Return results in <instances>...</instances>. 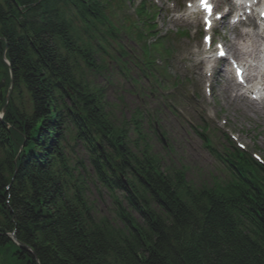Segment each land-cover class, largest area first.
Here are the masks:
<instances>
[{"label": "trees", "instance_id": "16d2710c", "mask_svg": "<svg viewBox=\"0 0 264 264\" xmlns=\"http://www.w3.org/2000/svg\"><path fill=\"white\" fill-rule=\"evenodd\" d=\"M120 10V0H0V64L4 52L13 80L0 120V264H264L262 164L237 148L216 154L229 180L197 187L161 168L136 120L115 122L94 58ZM137 68L155 70L150 59ZM79 144L110 215L87 199Z\"/></svg>", "mask_w": 264, "mask_h": 264}, {"label": "rangeland", "instance_id": "374dc122", "mask_svg": "<svg viewBox=\"0 0 264 264\" xmlns=\"http://www.w3.org/2000/svg\"><path fill=\"white\" fill-rule=\"evenodd\" d=\"M156 1L162 2V0ZM172 7L177 8L175 4L171 5L170 8ZM175 11H178L177 15L179 18H185L183 10L176 9ZM178 25L187 28V30L189 29L188 31L190 32V37L192 39L189 41L190 47L185 51V55L184 51L181 52L182 46L184 44H180L179 47L181 48V54H178L179 57L174 61L172 68L176 70L182 77L194 79L199 77V72H201L202 67H204V64L202 62L195 64L201 58V55L199 54V52L201 51L198 52V50H200V41L198 38L200 24L197 22L190 25H185L183 21H174L172 19H169L168 16L164 17L163 19V29H169ZM160 26H162V23H160ZM238 27L242 30H247L248 32L249 29H251V27H246V29L242 26ZM217 30L219 31V35L221 37H225L228 40L237 39L226 27L222 26L221 23H217ZM181 43H183V41ZM238 43H245L246 48L244 49V51L251 50L248 36L242 39H238ZM258 44L260 47H262L264 43L261 41V43L259 42ZM248 54L252 55L250 53ZM254 55L256 58H258L257 52H255ZM186 58L192 59V63L189 67L184 62ZM220 67V63L216 65L217 69ZM202 72L204 74V71ZM95 80L97 83H103L105 85L107 99L110 103H113V105L118 106V108L114 107L115 111H117V114L121 112L122 109V111L124 110L128 115V111L131 110V108L133 109L134 105H137V102L144 104L145 107L146 105H158L161 101L166 103L170 98L167 97V95H153L152 98H154V100L149 99L143 102L140 100L137 101L127 92L128 88L126 85L121 86L118 82H113V84L110 85L109 81L103 79V77H97ZM184 99V96H181L180 101L179 99H174L175 105L179 107L178 111H183V109L181 108L182 104H187V101ZM122 104H124L125 107H123ZM200 104L203 103L200 102ZM217 105L221 110V113L218 117L214 116L216 117L214 120L215 125L221 126L224 131L231 133L232 137L235 139L231 137L230 139L233 140L235 144L240 143L247 150H252L253 153H256L261 158H263L264 154L262 149L264 147V117L254 111H248L244 117H241L238 112L230 110V106L228 104L221 105V103L218 101ZM189 109L194 110L190 107ZM194 112L196 113V115L191 114L189 115V117H186L183 113L181 115H177L175 110L172 112L171 109H168L167 107L163 108V110L159 113H157L156 111H149V113L151 114L150 119L154 122L155 125L160 127V131L165 132L164 135L166 137L163 138V143L166 145L168 141L171 149H168V147H166L165 151L167 152L168 150H170L171 158H173L172 160L177 165L182 164L187 168L186 176L188 179L193 180L195 183L207 182L211 175H217L219 173V165L206 152V150L202 149L201 139L193 132L192 124L196 126L202 125L197 117H205V110L203 108H199ZM125 117L128 116L125 115ZM223 121H225V123H222ZM208 125L216 136H218L219 138L222 136L221 132L214 128L213 125ZM149 137L153 138L151 132L149 133ZM165 138H167V140ZM152 146L154 152H159L163 155L165 154L163 153L161 145L156 143L154 140L152 141ZM188 146H190L191 149L189 155L186 152V148ZM79 154L83 157L85 167L90 170V168L88 167L87 154L83 150H81ZM173 155H175L176 157H174ZM88 198L93 203L97 211L107 212L109 214V212L107 211L109 197L107 193H105L97 184H94V186H89Z\"/></svg>", "mask_w": 264, "mask_h": 264}, {"label": "bare ground", "instance_id": "6f19581e", "mask_svg": "<svg viewBox=\"0 0 264 264\" xmlns=\"http://www.w3.org/2000/svg\"><path fill=\"white\" fill-rule=\"evenodd\" d=\"M250 25L253 27V29L256 27V25H254V21L253 20H250ZM235 26H233L232 28V31L235 30L234 28ZM237 35L238 36H242V32L241 31H236ZM247 33L244 32V35H246ZM256 35V34H255ZM255 39L258 40L257 36H255ZM228 49H238L237 47V43L235 42H229V45L227 46ZM256 49V48H255ZM243 66H245V71H246V82H251L252 80V77H251V74L250 72L252 73V71L254 70L253 68V65L252 64H243ZM215 69L214 68V64H211L209 65L208 67V71H212V76H208L207 80L208 82L210 83H216V84H219L218 85V88L219 90L217 91L215 88H214V94H217V95H220V93L223 91L224 95L226 96L227 95V98L230 99V101L233 102V106H234V111L235 112H238V114L241 116V117H244L248 111H250L249 108H244V105L245 106H249V107H253V103L252 101L248 98V95H247V92H250V88H252V85H246L245 87H241L240 89L237 88L236 85H234L233 83H231V81L228 83V84H222V80H225V79H220L219 77L217 76H220V75H224L226 74L225 72H221V71H215L213 70ZM201 75V73H200ZM262 76H264V73L262 74ZM227 79H229V76L226 77ZM262 91H264V87L262 89ZM233 92V93H231ZM242 104L243 106H238V104ZM259 108L260 109H264V100H263V95H261L260 97V100H259ZM254 109V110H253ZM253 109L251 111H254V112H258V111H255L257 110V107L254 106ZM246 110V112H244ZM241 111V112H240ZM186 152L187 154L189 155L190 152H191V149H190V146H188L186 148Z\"/></svg>", "mask_w": 264, "mask_h": 264}, {"label": "snow or ice", "instance_id": "6c2138e0", "mask_svg": "<svg viewBox=\"0 0 264 264\" xmlns=\"http://www.w3.org/2000/svg\"><path fill=\"white\" fill-rule=\"evenodd\" d=\"M201 3L204 4V6L207 7V5L205 4V0H201ZM221 54H223V53H221Z\"/></svg>", "mask_w": 264, "mask_h": 264}, {"label": "water", "instance_id": "95a60500", "mask_svg": "<svg viewBox=\"0 0 264 264\" xmlns=\"http://www.w3.org/2000/svg\"><path fill=\"white\" fill-rule=\"evenodd\" d=\"M13 238H15V237L13 236Z\"/></svg>", "mask_w": 264, "mask_h": 264}]
</instances>
